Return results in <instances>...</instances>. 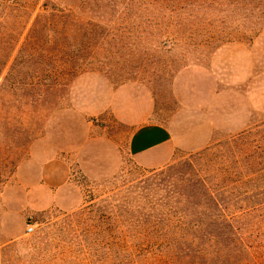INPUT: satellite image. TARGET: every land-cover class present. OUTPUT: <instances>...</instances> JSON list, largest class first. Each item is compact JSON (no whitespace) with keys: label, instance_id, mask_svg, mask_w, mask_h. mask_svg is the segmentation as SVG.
<instances>
[{"label":"rangeland","instance_id":"rangeland-1","mask_svg":"<svg viewBox=\"0 0 264 264\" xmlns=\"http://www.w3.org/2000/svg\"><path fill=\"white\" fill-rule=\"evenodd\" d=\"M58 1L61 12L49 17L37 8L16 16V35L26 30L14 69L0 76V264H154L165 252L148 209H159L169 186L192 187L191 163L202 161L190 156L238 148L264 174V11L257 0L169 17L159 0L142 11L141 0ZM45 26L55 33L21 46ZM19 82L36 84L10 86ZM145 124L202 146L142 168L127 145ZM51 166L65 169L62 185L44 182ZM263 183L237 190L263 194ZM244 223L240 237L264 260V207Z\"/></svg>","mask_w":264,"mask_h":264},{"label":"trees","instance_id":"trees-1","mask_svg":"<svg viewBox=\"0 0 264 264\" xmlns=\"http://www.w3.org/2000/svg\"><path fill=\"white\" fill-rule=\"evenodd\" d=\"M224 1L159 0V6L161 13L167 14L168 17L181 12L191 14L192 11L204 9L219 14ZM257 1L259 11L262 13L264 0ZM40 2L44 3L38 7ZM134 4L132 1L129 13L134 12ZM139 6L143 8L136 11L146 10L147 7L153 8L154 1L141 0ZM59 7L58 0H0V76L7 67L8 73L14 69L16 57L13 58L12 53L21 34L26 30L25 25L19 35H16L19 29L14 28L16 16L27 11L34 13L37 8L49 17L51 13L48 12H61ZM32 29L34 26L27 31ZM42 32L44 33L39 35L40 38L37 36L36 39L29 41L31 38H25L21 46L31 50L35 44L45 40L41 38L47 37L46 32L55 33L49 26L43 27ZM34 84L36 83L19 82L10 86L33 89ZM250 133L248 131L230 138L227 144H238ZM224 150L223 146L216 144L190 156L189 161L192 159L202 161L201 166L191 163L194 171V176L190 177L192 187L188 186L187 192H177L171 190L169 186L170 188H166L159 195V209L152 210L153 212L148 209L147 220L151 223L148 228L152 231L159 224L158 246L160 251L165 252L159 254V260L154 259V264H264V260L257 261L255 254H252L249 246L240 237L243 236L240 231L249 227L244 221L264 207V193L252 194L247 191L239 193L237 190L240 183L242 186L256 183L261 176L264 182V174L254 171L256 166L259 167L262 163H250V155H247L245 158L249 157L248 160L243 162L245 153L242 149L237 148V152ZM244 170L254 172L247 175ZM243 178L246 179L244 183L241 182ZM171 251H175L177 255Z\"/></svg>","mask_w":264,"mask_h":264},{"label":"crops","instance_id":"crops-1","mask_svg":"<svg viewBox=\"0 0 264 264\" xmlns=\"http://www.w3.org/2000/svg\"><path fill=\"white\" fill-rule=\"evenodd\" d=\"M202 145H189L179 140L168 128L159 124H145L137 127L129 137L127 150L136 164L148 170L165 167L178 149L197 150ZM44 182L49 186H60L67 179L65 169L54 166L45 170Z\"/></svg>","mask_w":264,"mask_h":264},{"label":"built area","instance_id":"built-area-1","mask_svg":"<svg viewBox=\"0 0 264 264\" xmlns=\"http://www.w3.org/2000/svg\"><path fill=\"white\" fill-rule=\"evenodd\" d=\"M25 230H26L27 234L32 233L34 231V225L31 224V223L27 224L26 227H25Z\"/></svg>","mask_w":264,"mask_h":264}]
</instances>
